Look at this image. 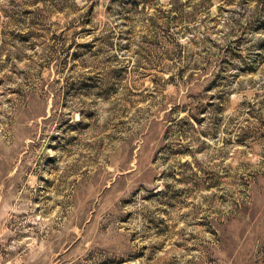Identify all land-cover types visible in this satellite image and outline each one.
Listing matches in <instances>:
<instances>
[{"label": "rangeland", "instance_id": "1", "mask_svg": "<svg viewBox=\"0 0 264 264\" xmlns=\"http://www.w3.org/2000/svg\"><path fill=\"white\" fill-rule=\"evenodd\" d=\"M0 264H264V0H0Z\"/></svg>", "mask_w": 264, "mask_h": 264}]
</instances>
